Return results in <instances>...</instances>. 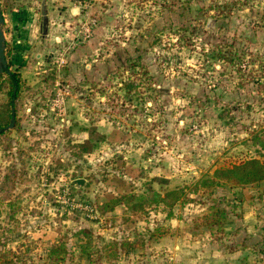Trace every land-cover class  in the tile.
<instances>
[{
    "label": "rangeland",
    "instance_id": "rangeland-1",
    "mask_svg": "<svg viewBox=\"0 0 264 264\" xmlns=\"http://www.w3.org/2000/svg\"><path fill=\"white\" fill-rule=\"evenodd\" d=\"M248 1L225 19L217 13L230 0L187 9L185 0H46L45 13L42 0H0L19 80L14 126L0 136V175L15 164L19 181L4 191L16 203H3L0 222L20 251L35 244L28 263L62 242L60 264H264V181L189 191L218 167L264 160L259 143L243 141L264 121V82L239 77L249 55L234 66L211 51L244 45L260 60L249 69L264 65V0ZM186 185L173 207L149 197ZM130 191L144 197L142 209L122 201L101 211ZM79 229L94 235L92 261L79 256Z\"/></svg>",
    "mask_w": 264,
    "mask_h": 264
},
{
    "label": "trees",
    "instance_id": "trees-1",
    "mask_svg": "<svg viewBox=\"0 0 264 264\" xmlns=\"http://www.w3.org/2000/svg\"><path fill=\"white\" fill-rule=\"evenodd\" d=\"M191 0H185L184 3L181 4L183 9H187L190 7ZM248 0H230V2H227L224 4V9L219 11L217 13L218 18H224L227 19L229 15L232 13V9L236 8L237 10H242L249 6ZM229 6V7H227ZM212 9L211 6L207 7V10ZM183 27V26H182ZM211 51L213 52V57H216L217 60L221 62H226L228 64H233L235 66L236 62L238 64H242L245 61V56L249 55L248 61L246 60V67L248 68L246 71L242 70L241 67H236L237 72H240L239 77L242 78V76L246 77L247 83H255L258 86H260L264 82V65L257 66L256 69H249L250 65H252L256 60H259L258 53H253L252 51L248 50L246 46L241 45V47L236 46L235 44L231 42H217L213 45L211 48ZM260 62V60H259ZM142 67L139 62H136L135 60L130 61L129 64L126 66V69L129 71L130 77H135V80L137 79L138 71L136 70L137 67ZM243 73H242V72ZM246 72V73H244ZM143 75H148L152 78L151 75H149V71L147 69H144L142 72ZM6 78V79H5ZM3 77V79L0 81V92L3 89V85L7 84L8 82V89H7V100L6 104L8 106V116L6 118V121L2 124L0 122V136L4 133L2 130L10 120V112H11V105L12 102H14V99L17 97L19 92V80L17 78V75L14 72H11L10 75L6 74V77ZM133 81H125L123 83V86L127 89V91L132 90ZM104 90V89H103ZM5 104V103H4ZM260 129H252V133H247V137L243 140H255V142L259 143L264 148V121L263 123L259 124ZM123 132V134L126 132ZM104 137V135H102ZM120 159H123L120 157ZM1 172V170H0ZM0 178L2 180V183L0 182V213L2 212L1 208H4L3 203L9 202L8 205L12 206L15 205V201L11 202L10 200V193L4 192L5 190L11 189L14 187L15 183L19 181V168L15 166V164L10 165L9 167H5L4 170H2V173L0 175ZM233 181L237 185H247V184H254L264 181V160H261L259 158L250 157L247 159H244L240 162L234 163L228 167H218L214 169L212 174L206 178H203L199 181L198 185H193L189 189V191H196L200 186L203 187H211L219 185L221 181ZM116 182L123 187L126 183V181L123 179V177L118 176L116 178ZM187 187H181L176 188L172 190L166 191L164 194H160L157 191H150L149 197L152 202H160L163 203L167 207H173L180 199H184L185 192L184 189H188ZM190 187V186H189ZM19 198V193L16 195V199ZM143 196L137 195L134 191H130L129 193H122L116 197H113L111 201L101 203L100 209L102 212L112 211L118 203H121L124 201L128 206L131 207L133 210H140L143 208ZM14 212L11 213L10 218L12 219L14 217ZM171 214V211L168 212V215ZM14 228V227H13ZM77 234L82 235L78 236L80 238V241L78 243V248L80 251L79 256H84L87 260L92 261L94 253L91 251L93 246V233L92 231L86 230V229H79ZM8 234H14L13 236L7 237ZM18 238L16 237V231H14L12 228H4V226L0 222V264H17L16 261H19V264H30L27 262V259L29 257H26V253L30 250H33L34 243H27L25 245V248L23 251H20V245L17 243ZM125 242H127L125 240ZM15 245H12V244ZM19 249V251H18ZM68 249L66 248V245L62 242H58L55 245H52L49 248H46L43 250L42 253L38 254V261L37 264H44V261L46 260V264L51 262L55 254V262L57 264H60L61 262H64L65 255L67 254ZM33 264V262H31Z\"/></svg>",
    "mask_w": 264,
    "mask_h": 264
},
{
    "label": "water",
    "instance_id": "water-1",
    "mask_svg": "<svg viewBox=\"0 0 264 264\" xmlns=\"http://www.w3.org/2000/svg\"><path fill=\"white\" fill-rule=\"evenodd\" d=\"M45 1L46 0H42L41 2L42 13H45ZM4 22L5 20L0 4V78L5 74L8 75L11 74V70L9 68V61L7 59V52H6V38H5V31L3 29ZM14 123H15V107H14V102H12L9 123L2 130L5 131L7 129L13 128ZM82 181H83L82 179L76 180L77 183H80Z\"/></svg>",
    "mask_w": 264,
    "mask_h": 264
},
{
    "label": "crops",
    "instance_id": "crops-1",
    "mask_svg": "<svg viewBox=\"0 0 264 264\" xmlns=\"http://www.w3.org/2000/svg\"><path fill=\"white\" fill-rule=\"evenodd\" d=\"M45 4H46V1H45ZM3 79V77L0 78V81Z\"/></svg>",
    "mask_w": 264,
    "mask_h": 264
}]
</instances>
